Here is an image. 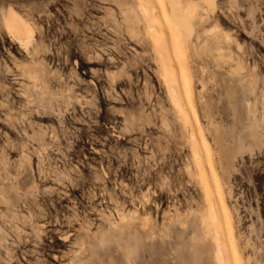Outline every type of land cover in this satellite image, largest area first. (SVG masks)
<instances>
[{"label":"rangeland","instance_id":"1","mask_svg":"<svg viewBox=\"0 0 264 264\" xmlns=\"http://www.w3.org/2000/svg\"><path fill=\"white\" fill-rule=\"evenodd\" d=\"M176 2L0 0V264H264V0Z\"/></svg>","mask_w":264,"mask_h":264},{"label":"bare ground","instance_id":"2","mask_svg":"<svg viewBox=\"0 0 264 264\" xmlns=\"http://www.w3.org/2000/svg\"><path fill=\"white\" fill-rule=\"evenodd\" d=\"M177 0H169V2L173 5V6H175L176 4H177V2H176ZM179 3V2H178ZM179 5V4H178ZM195 8V7H194ZM186 15V14H185ZM175 16V15H174ZM185 18L187 19L188 18V15H186L185 16ZM175 23H176V25H177V28H178V36L179 37H181V36H183L184 37V35L185 34H187V22L185 21V20H179V19H177L176 17H175ZM153 28L151 27V26H148L147 27V32L152 36V38H153V41L155 42V38H154V36H153ZM183 41V40H182ZM156 43V42H155ZM185 51V50H184ZM193 91V90H192ZM169 96H170V98H171V100H172V102H173V105H174V107H175V110H176V112H177V114L179 115V117H181L182 118V122H183V125L184 126H190L189 125V123H188V121L186 120V116H185V114H184V118L182 117V113L184 112V110H183V107L181 106V105H179L178 104V102L176 101V99H175V91H174V89H172V88H169ZM188 95H189V97H190V100H192V92L191 91H189L188 92ZM188 117V116H187ZM190 118L188 117V120H189ZM198 155V154H197ZM196 157V156H195ZM197 158L198 157H196V160H194V161H196V163H197V161H198V163H199V160H197ZM197 167V166H196ZM214 171V170H213ZM205 172L203 171V170H200V172H199V179H200V183H201V185L203 186V190H204V193L205 194H207V192H208V190H209V183H208V180H207V176H205ZM200 220H201V222L203 223V228H204V230H206V232H208V233H211V236H212V240H213V242L215 243L216 241H217V232H214V231H212L211 230V227H210V225H209V223H211L212 222V220H213V215H212V213L210 212V210L209 211H205V215H201V217H200ZM221 250H220V247L218 246V245H216V243H215V247H214V252H213V257H212V264H224V262H223V260L220 258V256H221Z\"/></svg>","mask_w":264,"mask_h":264},{"label":"crops","instance_id":"3","mask_svg":"<svg viewBox=\"0 0 264 264\" xmlns=\"http://www.w3.org/2000/svg\"><path fill=\"white\" fill-rule=\"evenodd\" d=\"M185 14H182V16L181 17H177V19H179V20H185L186 21V18H185ZM188 30H187V34H188ZM148 33V32H147ZM148 35H149V37L152 39V41H153V38H152V36L148 33ZM154 42V41H153ZM204 215H205V213H204Z\"/></svg>","mask_w":264,"mask_h":264}]
</instances>
